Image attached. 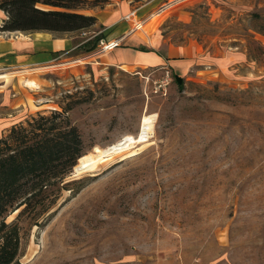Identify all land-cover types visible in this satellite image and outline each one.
Segmentation results:
<instances>
[{"label":"rangeland","instance_id":"rangeland-1","mask_svg":"<svg viewBox=\"0 0 264 264\" xmlns=\"http://www.w3.org/2000/svg\"><path fill=\"white\" fill-rule=\"evenodd\" d=\"M171 1L81 0L75 12L128 5L136 17L110 40L99 19L55 33L76 49L0 67V136L61 112L87 154L135 142L155 117L146 141L85 172L76 164L57 198L9 212L16 264H264V0ZM152 13L148 35L134 28ZM120 35L131 36L126 62L110 63L106 43ZM139 52L168 58L147 66Z\"/></svg>","mask_w":264,"mask_h":264},{"label":"trees","instance_id":"trees-1","mask_svg":"<svg viewBox=\"0 0 264 264\" xmlns=\"http://www.w3.org/2000/svg\"><path fill=\"white\" fill-rule=\"evenodd\" d=\"M80 3L0 0V10L7 16L0 32L69 33L94 28L99 23L96 16L74 11ZM175 79L182 84L180 77ZM85 153L79 129L61 112L40 115L28 126L14 125L0 136V264H16L20 256L21 232L6 222L9 212L21 206L25 212L45 204L50 196L57 198L63 179Z\"/></svg>","mask_w":264,"mask_h":264},{"label":"crops","instance_id":"crops-1","mask_svg":"<svg viewBox=\"0 0 264 264\" xmlns=\"http://www.w3.org/2000/svg\"><path fill=\"white\" fill-rule=\"evenodd\" d=\"M126 7L128 8V11L124 13L119 10H111L109 15H97L100 24L104 27V31H111V29L114 30L113 33L108 36L109 40L113 39V36L117 31H122L124 27L130 26V22L124 20V16L130 14L129 6L126 5ZM169 9L170 8H168V10ZM0 13L4 15V19L0 22L3 23L7 16L2 10H0ZM154 13H152L146 19L151 17ZM108 33L110 34L111 32ZM7 34L8 36L5 38L0 36V67L15 66L18 64H43L56 58L58 55L70 51L72 52L76 49V43L74 42V37L72 36H55V33L49 32L29 33L20 31L7 32ZM17 34H19V36H17ZM122 35L114 38H119L120 42L116 43L113 48H111V46L113 45V41H109V43H106V45L109 47V50L106 52L107 54L110 53V57L108 59L110 63H116L118 59L119 62H126L125 58H127V53L120 51V47L123 44V41L127 43L128 39H130L131 36ZM139 43L144 44L145 42L143 40H140ZM128 50H130V48H128ZM97 53H100V50L96 51V54ZM138 55L139 62L143 63L144 65H159L160 63L161 66L163 64L164 57L162 58L160 57L161 55H158L156 53L147 52L145 54H141L139 52ZM82 60L83 59H76V61H69L65 64L70 65L74 63H80L83 62ZM5 76L8 77V74Z\"/></svg>","mask_w":264,"mask_h":264},{"label":"bare ground","instance_id":"bare-ground-1","mask_svg":"<svg viewBox=\"0 0 264 264\" xmlns=\"http://www.w3.org/2000/svg\"><path fill=\"white\" fill-rule=\"evenodd\" d=\"M171 2L173 4L174 2L175 3L178 2V0H176V1L174 0ZM172 4L170 3L167 6L170 7ZM163 11H164V9H162V11L160 10L154 16L160 14V12H163ZM164 12H166V11H164ZM154 16L149 17L148 19H145L144 21L139 22L134 28L139 30L144 35H148L147 25L151 22V19ZM118 42H120V39H117L114 41V43H118ZM100 53H101V51H100ZM7 74H8V72H5V71L0 72V76H5ZM154 118H155L154 116H147V115L144 116V118L142 120V125L140 128V131L138 133V136H137L135 142H133L132 140L127 138V139L117 141V142L107 146L106 148H101V147L96 146L93 148L92 151L88 152L87 154H84L83 156H81L78 159V163L75 166V170L77 172H85V171L91 170L105 157L111 156L112 154H117V153L123 152L125 150H128L136 142L139 143V142L146 141L149 137V132L152 130V123L154 121Z\"/></svg>","mask_w":264,"mask_h":264},{"label":"built area","instance_id":"built-area-1","mask_svg":"<svg viewBox=\"0 0 264 264\" xmlns=\"http://www.w3.org/2000/svg\"><path fill=\"white\" fill-rule=\"evenodd\" d=\"M136 17V13L131 12L130 14H127L126 16H124V20L126 21H130L132 22V18ZM116 45V43H114L111 48H113Z\"/></svg>","mask_w":264,"mask_h":264}]
</instances>
